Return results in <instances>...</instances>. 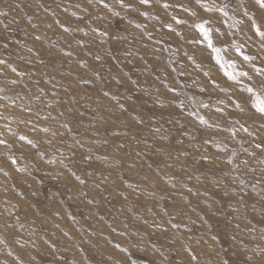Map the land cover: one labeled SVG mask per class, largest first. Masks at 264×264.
<instances>
[{
  "label": "rangeland",
  "instance_id": "obj_1",
  "mask_svg": "<svg viewBox=\"0 0 264 264\" xmlns=\"http://www.w3.org/2000/svg\"><path fill=\"white\" fill-rule=\"evenodd\" d=\"M261 102L264 0H0V264H264Z\"/></svg>",
  "mask_w": 264,
  "mask_h": 264
},
{
  "label": "snow or ice",
  "instance_id": "obj_2",
  "mask_svg": "<svg viewBox=\"0 0 264 264\" xmlns=\"http://www.w3.org/2000/svg\"><path fill=\"white\" fill-rule=\"evenodd\" d=\"M203 31V29H201ZM259 110L261 112H264V102H261V105L259 106Z\"/></svg>",
  "mask_w": 264,
  "mask_h": 264
}]
</instances>
